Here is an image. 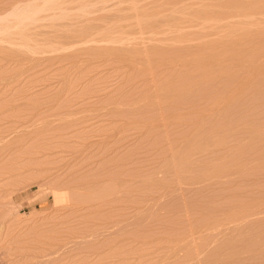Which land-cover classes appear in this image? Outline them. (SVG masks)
Returning <instances> with one entry per match:
<instances>
[{"label": "rangeland", "instance_id": "obj_1", "mask_svg": "<svg viewBox=\"0 0 264 264\" xmlns=\"http://www.w3.org/2000/svg\"><path fill=\"white\" fill-rule=\"evenodd\" d=\"M0 264H264V0H0Z\"/></svg>", "mask_w": 264, "mask_h": 264}]
</instances>
